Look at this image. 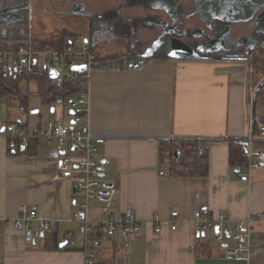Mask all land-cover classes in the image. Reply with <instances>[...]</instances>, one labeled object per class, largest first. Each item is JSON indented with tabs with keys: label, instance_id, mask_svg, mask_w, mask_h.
<instances>
[{
	"label": "crops",
	"instance_id": "obj_1",
	"mask_svg": "<svg viewBox=\"0 0 264 264\" xmlns=\"http://www.w3.org/2000/svg\"><path fill=\"white\" fill-rule=\"evenodd\" d=\"M3 12L9 10L0 14ZM4 16L0 15V49L35 48L32 44L40 43L46 49L82 45L53 39L49 42L59 41L58 48L47 46L42 31H33L35 18L47 16L53 25L45 34L62 29V23L53 22L47 10L35 9L17 21ZM95 61L100 63L97 67L94 63L90 73V107L85 123L98 140L95 156L108 161L102 180L112 187L106 200L92 199L91 205L88 200L86 215L104 219L110 214L122 215L131 207L144 222L141 235L127 247L118 237L100 235L97 264H264V165L254 169L248 181L243 176L244 166L233 165L230 160V143L246 139L249 118L264 123V101H255L254 96L250 105L249 61L166 57L137 65ZM14 78L25 103L15 96L0 95L5 122L20 121L28 132H42L49 123L72 121L69 100L75 94L65 99L70 107L64 109V99L42 102L41 94L58 85L52 77ZM63 110L68 112L66 122ZM253 138L255 147L264 152V134L256 132ZM172 139L208 142L205 176L170 173L168 154L160 153L159 141ZM20 147L11 150L0 137V264H83L82 239L72 220L77 203L83 199L73 191L74 176L59 168L55 141L30 137L24 148ZM202 207L234 221L248 215L255 219L248 262L228 254L235 239L221 245L214 242L211 232L195 233L192 216ZM31 208L54 221L35 242L5 221ZM173 209L181 221L175 231H170L165 219ZM155 214L161 220L159 232L148 222ZM68 232L74 235L67 237ZM64 241L66 244L59 247Z\"/></svg>",
	"mask_w": 264,
	"mask_h": 264
},
{
	"label": "built area",
	"instance_id": "obj_2",
	"mask_svg": "<svg viewBox=\"0 0 264 264\" xmlns=\"http://www.w3.org/2000/svg\"><path fill=\"white\" fill-rule=\"evenodd\" d=\"M74 65H84L85 68L76 70L73 69ZM93 69L94 54L85 45L78 48L68 45L61 49H37L24 46L0 49L1 79L39 74L51 78L53 75L51 79L58 85L71 82L79 89L72 98L74 104L71 105L73 111L70 115L71 122L65 124L57 121L49 123V128L42 132H28L20 121L5 122L0 112V137L6 139L11 150L25 146L30 137L55 141L59 158L58 166L74 176L75 192L80 193L83 199L77 203V208L72 214V220L78 225L76 232L82 239L83 264H97L96 248L100 235L118 237L127 247L131 240L141 235L144 223L137 218L131 207L126 208L122 215L110 214L104 219H91L86 215L88 200H103L109 190L107 182L102 180L103 169L108 161L95 156L98 140L87 131L85 123L90 107L89 79ZM257 87L253 88L250 95L251 106ZM20 110H23L22 106ZM254 128L258 133L264 134V123L250 117L248 136L245 140L236 141L241 147L243 142L247 143V151L241 150V154L244 156L243 176L248 181L252 171L260 167L264 161V152L255 147ZM69 153H74L76 156L69 157ZM5 221L16 230L29 235L32 241L42 239L54 223L51 219L41 217L35 208L22 211L15 217L6 218ZM180 221L176 209L170 211L168 218L165 219L170 231H175ZM148 222L153 225L154 231L161 230V220L158 215H153ZM254 222L255 219L251 215L236 221L224 213L213 215L207 207L194 211L191 221L195 233L211 232L217 243L221 245L235 239V245L231 251L228 250V254L233 255L236 260L247 262L252 251L251 227ZM216 227L217 232H215ZM73 235L72 232L67 233V237Z\"/></svg>",
	"mask_w": 264,
	"mask_h": 264
},
{
	"label": "flooded vegetation",
	"instance_id": "obj_3",
	"mask_svg": "<svg viewBox=\"0 0 264 264\" xmlns=\"http://www.w3.org/2000/svg\"><path fill=\"white\" fill-rule=\"evenodd\" d=\"M235 1V19L213 16V0H0V12L9 10L0 15L17 21L35 9L50 11L52 21L62 23L53 39H79L95 60L111 63L169 58L173 41L205 56L188 60L248 61L254 50L264 49V0ZM226 5L222 0L220 6Z\"/></svg>",
	"mask_w": 264,
	"mask_h": 264
},
{
	"label": "trees",
	"instance_id": "obj_4",
	"mask_svg": "<svg viewBox=\"0 0 264 264\" xmlns=\"http://www.w3.org/2000/svg\"><path fill=\"white\" fill-rule=\"evenodd\" d=\"M43 44V43H42ZM32 44L35 48L43 49L45 44ZM19 45V44H18ZM15 45L14 47L18 46ZM250 68H254L255 74L251 80L256 79L258 72L264 71V49L259 48L250 54ZM263 82V79H261ZM261 82V83H262ZM259 83L255 92V101H264V83ZM79 89L73 83H63L61 85H52L41 94L43 103H53L58 98L67 99L73 97ZM14 95L24 105L25 97L21 95L17 87V79L10 77L8 79L0 78V95ZM257 129L254 128V134ZM207 145L205 140L197 139H172L160 140V153H167L169 157V171L173 175L179 176H205L208 172ZM231 163L237 164L241 168L244 166V156L241 154V146L234 142L230 143Z\"/></svg>",
	"mask_w": 264,
	"mask_h": 264
},
{
	"label": "rangeland",
	"instance_id": "obj_5",
	"mask_svg": "<svg viewBox=\"0 0 264 264\" xmlns=\"http://www.w3.org/2000/svg\"><path fill=\"white\" fill-rule=\"evenodd\" d=\"M222 2V0H213V16L214 15H216L217 13H218V15H220L221 17H225V16H228V15H230V14H232V16H233V19H235V18H237V17H239L240 15H239V13L240 12H236L235 10H236V6H237V4L239 3V2H237V1H235V0H227V2H228V4L229 5H226V6H228V7H230L229 9H228V7H227V9L224 7L225 6V4H224V6H223V8L220 6V3ZM223 3H226V2H223ZM45 12V11H44ZM50 12V11H49ZM48 12V13H49ZM49 15V14H48ZM47 17V16H46ZM46 17H42V18H35V20L37 21V23L34 25V27H33V31H42V33L41 34H43V36H41V38L42 39H45L46 41H48V42H46V45L47 46H54V48H58V47H56V46H58V45H60V42L59 41H56V42H49V41H52L53 40V38H52V36H53V34H54V32H52L51 34L49 33V34H45V33H48L49 32V20L46 18ZM50 27H53V25L52 26H50ZM19 27H16L15 28V30L17 31V29H18ZM1 33H3V32H1ZM35 38H36V36H35ZM37 39V38H36ZM77 43H81L80 41H79V39H78V41H77ZM75 46H77V47H80L79 45H75ZM250 57H249V62H250ZM248 62V63H249ZM95 63V65H96V67L98 66V63H100V61H95L94 62ZM250 71H251V74H250V76H253L254 74H255V70H254V68H250ZM254 77H256V79L254 78V80L252 81V84H251V87H250V95L252 94V91H253V88L254 87H257L258 85H259V83L261 82V79L262 78H264V71L263 72H258L257 73V76H254ZM56 82V81H55ZM68 83H71V82H68ZM11 96H14V95H8V97H11ZM61 106L64 108V109H66V108H69L70 106H69V103H68V100H64L62 103H61ZM54 116H56V115H54ZM63 121L64 122H66V121H68V112H67V110L65 111V110H63ZM102 178H104V176L102 177ZM92 199H90V205L92 204ZM87 204H88V202H87ZM209 234H211V233H209ZM212 235V234H211ZM214 237V236H213ZM30 240V239H29ZM213 240H214V242H215V239L213 238ZM35 242V241H34ZM216 243V242H215ZM216 245H218V244H216Z\"/></svg>",
	"mask_w": 264,
	"mask_h": 264
},
{
	"label": "water",
	"instance_id": "obj_6",
	"mask_svg": "<svg viewBox=\"0 0 264 264\" xmlns=\"http://www.w3.org/2000/svg\"><path fill=\"white\" fill-rule=\"evenodd\" d=\"M68 44H71V42H68ZM166 56L169 58H173V59H196V58H205L204 55L199 54L198 52L192 50L190 47H188L187 45L182 44L179 41H173L170 43V45L168 46V52L166 53ZM140 64V63H139ZM85 67L84 65H74L73 69L76 70H83ZM51 77H53V75H51ZM58 102L62 101V98H58L57 99ZM69 103L71 105L74 104V101L72 99L69 100ZM51 110L53 111V107H51ZM72 109H70V113H72ZM3 130V128L1 129ZM21 149L24 148V146L22 145L20 147ZM242 151L246 152L247 151V143L243 142L242 144ZM263 159H264V155H263ZM262 165H264V161L262 163ZM237 168V167H236ZM103 175V173H102ZM107 187L111 188L112 187V183H107ZM73 191L75 192V187H73ZM105 193V191H104ZM108 197H104V200H106ZM218 231V228H215V232ZM204 233H201V235H203ZM27 239H29V235H27ZM34 242V241H33ZM66 242H62L60 243L59 247H62L63 245H65ZM232 249H229V251H231ZM231 257L233 255H230Z\"/></svg>",
	"mask_w": 264,
	"mask_h": 264
}]
</instances>
